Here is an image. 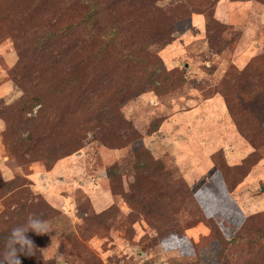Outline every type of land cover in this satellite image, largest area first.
I'll return each mask as SVG.
<instances>
[{"label":"rangeland","instance_id":"obj_1","mask_svg":"<svg viewBox=\"0 0 264 264\" xmlns=\"http://www.w3.org/2000/svg\"><path fill=\"white\" fill-rule=\"evenodd\" d=\"M263 185L264 0H0V251L264 264Z\"/></svg>","mask_w":264,"mask_h":264},{"label":"clouds","instance_id":"obj_2","mask_svg":"<svg viewBox=\"0 0 264 264\" xmlns=\"http://www.w3.org/2000/svg\"><path fill=\"white\" fill-rule=\"evenodd\" d=\"M52 230L48 221L39 217H29L22 225L14 227L5 242L4 250L0 251V264H21L19 254L26 256L36 255L38 248L32 239L27 236L29 231L36 234L49 233Z\"/></svg>","mask_w":264,"mask_h":264},{"label":"trees","instance_id":"obj_3","mask_svg":"<svg viewBox=\"0 0 264 264\" xmlns=\"http://www.w3.org/2000/svg\"><path fill=\"white\" fill-rule=\"evenodd\" d=\"M67 29H69V27Z\"/></svg>","mask_w":264,"mask_h":264},{"label":"water","instance_id":"obj_4","mask_svg":"<svg viewBox=\"0 0 264 264\" xmlns=\"http://www.w3.org/2000/svg\"><path fill=\"white\" fill-rule=\"evenodd\" d=\"M262 187H264V185Z\"/></svg>","mask_w":264,"mask_h":264}]
</instances>
